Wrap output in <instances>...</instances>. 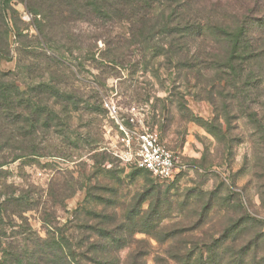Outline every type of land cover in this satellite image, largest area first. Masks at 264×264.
<instances>
[{"label": "rangeland", "instance_id": "1", "mask_svg": "<svg viewBox=\"0 0 264 264\" xmlns=\"http://www.w3.org/2000/svg\"><path fill=\"white\" fill-rule=\"evenodd\" d=\"M185 1L194 7L207 2ZM222 1L256 5L254 36L261 34L264 0ZM51 6V0H0L11 29L0 71L12 72L7 80L20 90L32 88V114L42 116L39 129L32 123V156L15 158L14 148L23 141L6 136L23 122L12 123L0 109V204L16 199L7 202L0 219V262L12 249L35 250L51 232V240L109 244L104 254L118 264H156L171 247L203 249L218 237L231 206L221 198L231 194H242L250 211L264 219V177L256 174L264 159L252 142L259 136L250 140L255 126L242 109L228 110L232 127L224 113L217 120L212 101L197 94L194 69L168 64L164 55L152 57L154 48H165L164 35L134 45L128 40L130 20L79 19L65 4H54L56 13L49 14ZM106 103L119 108L117 118ZM142 125L156 128L175 152L174 178L155 177L128 162L127 152H135L137 143L128 145L125 132ZM223 133L234 138L230 149L220 141ZM88 196L93 200L86 204ZM89 210L108 214L104 225L113 228L111 234L88 228L105 220ZM186 227L196 229L176 234ZM119 243L118 249L112 245ZM258 255H264V242Z\"/></svg>", "mask_w": 264, "mask_h": 264}, {"label": "trees", "instance_id": "2", "mask_svg": "<svg viewBox=\"0 0 264 264\" xmlns=\"http://www.w3.org/2000/svg\"><path fill=\"white\" fill-rule=\"evenodd\" d=\"M51 2L49 14L56 13V10H52L54 4L59 6L65 4L70 16L77 13L79 19L95 15L103 19L130 20L131 38L128 40L134 45L148 44V40L155 36L164 35L168 38L167 42H164L165 48L153 46L152 48H156L152 50V57L164 55L168 64L194 69L193 75L199 88L197 94H202L212 101L217 120L223 118L221 114L224 113L228 128L232 127L228 110L232 114L233 109L241 108L245 119L255 126V132L250 140L259 136L252 142L256 146L258 142L257 152L262 153L261 158L264 159L262 86L264 75L261 74L263 68L260 64V61L264 60V29L261 34L254 36L256 5L243 8V5H235V2L224 3L222 0H207L204 5L198 4L197 7L185 0H51ZM10 32L6 10L4 7L0 8V53H5L9 46ZM11 74L13 73L0 71V109L5 111L3 113L6 114V119L10 117L14 124L21 121L23 126L20 130L9 133L6 139L19 138L23 141L20 147L14 148V151L18 152L15 158L32 156V143H28L32 142V135L36 132L32 131V123L36 126L41 122L42 116L37 110L32 114V88L30 91L20 90L15 80H7ZM55 94L59 97L58 92ZM48 120L46 119L45 123H48ZM219 125L220 129L223 128L222 123ZM36 127L39 129L40 124ZM223 130L221 131L224 132ZM220 138L228 149L232 147L234 140L232 135L223 133ZM256 174L259 179H263L264 164ZM260 188L262 198L264 183ZM91 200L93 197L88 196L86 204L91 203ZM13 201L16 199H8L0 204V219L6 210L7 202ZM221 203L223 205L231 203L228 207V213L231 215L227 213L229 223L220 231L218 237L207 242L203 249L188 248L187 244L171 247L168 249L170 253L168 256L156 258V264H264V255L261 258L258 255L260 245L264 242V219L250 211L242 194L238 193L236 196L231 194L225 199L221 198ZM232 210L234 211L231 212ZM76 212L79 213L80 209ZM88 213L94 212L89 210ZM94 216L104 217V222H100L103 225L99 226V222L94 221L95 223L88 225V228L99 236L103 233L111 234L113 228L104 225L108 214L104 213L103 216L98 212L94 213ZM195 229L186 227L176 234L194 232ZM50 235L51 232L35 250L7 251L0 264L119 263L118 259L104 254L109 249V244L89 241L85 245L82 239L74 242L66 239L63 242L49 239ZM112 245H116L114 247L117 249L121 247L120 243ZM194 251H208L209 256L195 257ZM88 252H91V255H88ZM129 264H140V261L133 260Z\"/></svg>", "mask_w": 264, "mask_h": 264}, {"label": "built area", "instance_id": "3", "mask_svg": "<svg viewBox=\"0 0 264 264\" xmlns=\"http://www.w3.org/2000/svg\"><path fill=\"white\" fill-rule=\"evenodd\" d=\"M106 108L113 117L117 118L120 114L119 108L114 104L106 103ZM135 117L137 114L133 113L131 120L134 121ZM125 133L128 145L133 139L137 143L135 152L132 150L127 152L128 162L136 163L158 178L170 179L175 177L178 168L177 156L172 149L165 145L156 128L142 125L141 128L127 129Z\"/></svg>", "mask_w": 264, "mask_h": 264}]
</instances>
